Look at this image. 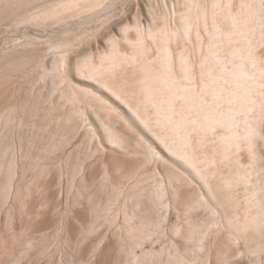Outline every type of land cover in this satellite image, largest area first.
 Instances as JSON below:
<instances>
[{"label":"rangeland","instance_id":"374dc122","mask_svg":"<svg viewBox=\"0 0 264 264\" xmlns=\"http://www.w3.org/2000/svg\"><path fill=\"white\" fill-rule=\"evenodd\" d=\"M215 2L0 0V264H264V222L231 225L260 209L248 207L252 189L264 201V111L255 145L235 156L251 169L250 192L219 185L213 196L141 106L145 66H162L150 31L199 13L201 34L171 43L177 63L190 52L198 66L215 25L232 26ZM262 23L251 46L260 64ZM218 46L231 66L233 45ZM112 54L130 60L97 77Z\"/></svg>","mask_w":264,"mask_h":264},{"label":"bare ground","instance_id":"6f19581e","mask_svg":"<svg viewBox=\"0 0 264 264\" xmlns=\"http://www.w3.org/2000/svg\"><path fill=\"white\" fill-rule=\"evenodd\" d=\"M231 2L232 0H227L226 6L223 5L222 0H217V4L215 2L216 11L224 14L232 26L225 32L220 25L217 24L218 27L215 25L216 32L213 37L215 40L213 44L211 43L212 47L209 46V54L205 55L202 47L199 50H203L204 54L199 55L201 60L198 66H195L190 59V52L179 55L180 59L177 63L172 54L173 50L171 51V43L175 39L177 41V38L190 40L194 33L201 34L202 21L199 13L192 11L180 15L179 24L175 28L161 30V36L154 30L151 32L150 29L149 34L152 36L150 38L162 49L160 56L162 60L159 62H162V66L143 67L141 79L143 92L141 106L145 104L153 108L152 117H155L153 126H158L160 129L159 138L171 151L186 161L213 196L216 194L215 187L219 185L231 189L242 184L247 192L249 191L248 186L252 183L251 169L235 156L243 148L245 152L250 150L257 141L254 140L259 133L258 122L261 117L255 115L257 114L255 110L257 109L258 113L264 111V64L259 63V58H256L255 50L251 47L253 36L257 33L261 34L259 27L264 19V3L263 0H244L239 13L235 14L231 9ZM201 12L203 16L206 14L203 10ZM202 20L205 23L204 17ZM224 42L233 45L231 66L223 61L216 47ZM141 45L138 47L143 48ZM129 60L123 61L117 54H112L108 64L94 68L93 73L97 77L113 73L118 67L122 68V62ZM103 83L110 87L107 79L104 78ZM138 116L150 125L151 119L141 114ZM219 131L220 134L217 136ZM150 153L153 159H157L161 154L154 147ZM248 153L252 152L248 151ZM233 160L236 161V167L231 166L234 168L233 171L226 173L227 175L222 173L220 167L227 166L228 162ZM214 182L217 185H213ZM252 190L251 194L246 195L248 207L252 208L256 205L260 209L254 213L247 209L243 222L231 224L240 231L258 227L264 222V201L260 197L262 192L259 193L257 188Z\"/></svg>","mask_w":264,"mask_h":264}]
</instances>
